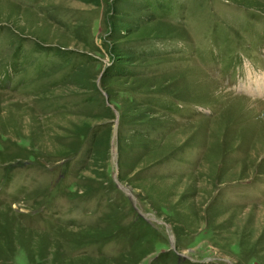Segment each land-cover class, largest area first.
<instances>
[{
	"label": "rangeland",
	"instance_id": "obj_1",
	"mask_svg": "<svg viewBox=\"0 0 264 264\" xmlns=\"http://www.w3.org/2000/svg\"><path fill=\"white\" fill-rule=\"evenodd\" d=\"M264 0H0V264H264Z\"/></svg>",
	"mask_w": 264,
	"mask_h": 264
},
{
	"label": "bare ground",
	"instance_id": "obj_2",
	"mask_svg": "<svg viewBox=\"0 0 264 264\" xmlns=\"http://www.w3.org/2000/svg\"><path fill=\"white\" fill-rule=\"evenodd\" d=\"M257 89H255V90H253L252 91V93L254 94V95H256V92L258 91L259 93H261V94H263V90H264V85H260V84H257Z\"/></svg>",
	"mask_w": 264,
	"mask_h": 264
}]
</instances>
